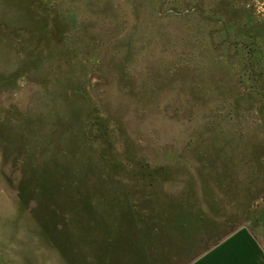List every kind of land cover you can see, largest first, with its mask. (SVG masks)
Here are the masks:
<instances>
[{
  "label": "rangeland",
  "instance_id": "rangeland-1",
  "mask_svg": "<svg viewBox=\"0 0 264 264\" xmlns=\"http://www.w3.org/2000/svg\"><path fill=\"white\" fill-rule=\"evenodd\" d=\"M264 248V0H0V264H191Z\"/></svg>",
  "mask_w": 264,
  "mask_h": 264
},
{
  "label": "crops",
  "instance_id": "crops-1",
  "mask_svg": "<svg viewBox=\"0 0 264 264\" xmlns=\"http://www.w3.org/2000/svg\"><path fill=\"white\" fill-rule=\"evenodd\" d=\"M191 264H264V248L250 230L241 228Z\"/></svg>",
  "mask_w": 264,
  "mask_h": 264
}]
</instances>
